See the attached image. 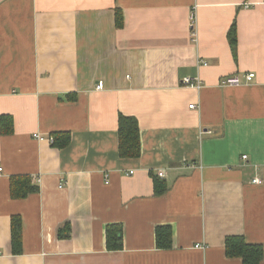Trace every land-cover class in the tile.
Returning <instances> with one entry per match:
<instances>
[{
  "label": "crops",
  "instance_id": "crops-1",
  "mask_svg": "<svg viewBox=\"0 0 264 264\" xmlns=\"http://www.w3.org/2000/svg\"><path fill=\"white\" fill-rule=\"evenodd\" d=\"M120 114L138 120L139 157L120 156ZM3 115L0 264H243L230 235L264 248V0H0ZM17 177L38 191L13 197Z\"/></svg>",
  "mask_w": 264,
  "mask_h": 264
},
{
  "label": "trees",
  "instance_id": "trees-1",
  "mask_svg": "<svg viewBox=\"0 0 264 264\" xmlns=\"http://www.w3.org/2000/svg\"><path fill=\"white\" fill-rule=\"evenodd\" d=\"M238 33L236 22L229 30L228 38L234 55L237 51ZM9 116H1V133L8 134L13 131V123H7ZM69 133H59L55 135L54 145L65 147L70 143ZM119 153L121 157L134 158L141 154V137L138 120L133 116L119 115ZM156 193L164 191L165 186L156 178ZM37 185L31 184L30 178L17 177L11 180V193L15 198H24L30 192L38 191ZM70 236L68 232L65 237ZM159 247L169 248L172 244V231L170 226H160L156 230ZM107 248L121 250L123 243V229L120 224H111L106 229ZM11 242L14 254L22 253V218L13 215L11 220ZM226 255L230 258L238 257L243 264H261L264 258V248L259 244L249 243L242 235H230L225 240Z\"/></svg>",
  "mask_w": 264,
  "mask_h": 264
},
{
  "label": "built area",
  "instance_id": "built-area-1",
  "mask_svg": "<svg viewBox=\"0 0 264 264\" xmlns=\"http://www.w3.org/2000/svg\"><path fill=\"white\" fill-rule=\"evenodd\" d=\"M246 7H249L252 5V2H247L244 4ZM193 35L195 36V33H193ZM205 64V63H204ZM256 77V74L254 72H250V73H247L245 75V78H244V81L245 82H251L254 80V78ZM222 84L224 85H239L241 83H243V79L239 76H227L225 78L222 79L221 81ZM183 84L186 85V86H191V87H195L197 89H200L202 87V82L200 80L199 77H195V78H191V77H186L184 78L183 80ZM98 88H103L104 87V84L103 82H99L98 85H97ZM194 107V104H191L190 105V108H193ZM36 137H41L39 134H35ZM41 139H43L41 137ZM51 141H53V137H50L49 138ZM247 156H244V159H246ZM1 173H4V168L0 162V174ZM159 175L160 176H164V172H159ZM253 182L254 183H262L260 179L258 178H255L253 179Z\"/></svg>",
  "mask_w": 264,
  "mask_h": 264
}]
</instances>
